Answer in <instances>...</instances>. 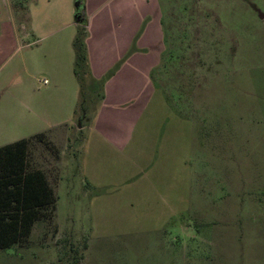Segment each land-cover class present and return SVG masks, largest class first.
<instances>
[{
	"label": "rangeland",
	"instance_id": "obj_1",
	"mask_svg": "<svg viewBox=\"0 0 264 264\" xmlns=\"http://www.w3.org/2000/svg\"><path fill=\"white\" fill-rule=\"evenodd\" d=\"M33 1L0 0V147L31 140L56 210L0 264H264V0H140L161 61L114 146L89 129L102 83L80 75L75 113L44 83L59 56L35 50ZM54 2L56 25L76 27V0Z\"/></svg>",
	"mask_w": 264,
	"mask_h": 264
},
{
	"label": "crops",
	"instance_id": "obj_2",
	"mask_svg": "<svg viewBox=\"0 0 264 264\" xmlns=\"http://www.w3.org/2000/svg\"><path fill=\"white\" fill-rule=\"evenodd\" d=\"M82 1L86 22L85 27H80L85 35L82 69L75 66L73 46L79 25L74 19L76 27H58L53 17L56 13L54 0H43L40 6H37V0L33 1L31 10H35L36 15L41 7L43 11L41 17L34 18L35 22L29 25V34L36 38L35 50L59 56L54 65L48 69L43 67V75L47 77L44 81L51 84L50 92L62 93L60 101L67 111L74 109L75 113L77 89L82 93L80 75L102 83L101 102L89 121V129L103 142L114 146L129 138L139 108L154 94L152 79L161 61L162 28L156 10L145 1ZM23 9L26 12L25 7ZM145 19L144 31L139 32ZM36 64L39 68L38 61ZM67 122L71 123V120L67 119ZM68 123L57 124L66 128L61 135L55 136L59 142L67 141Z\"/></svg>",
	"mask_w": 264,
	"mask_h": 264
},
{
	"label": "trees",
	"instance_id": "obj_3",
	"mask_svg": "<svg viewBox=\"0 0 264 264\" xmlns=\"http://www.w3.org/2000/svg\"><path fill=\"white\" fill-rule=\"evenodd\" d=\"M74 19L81 27L83 1L76 0ZM84 32L74 40L75 66L85 64ZM78 75V74H77ZM41 139L42 135L36 136ZM31 140H20L0 147V249L5 250L27 241L33 225L41 217L51 218L56 210V197L46 175L30 169L27 149Z\"/></svg>",
	"mask_w": 264,
	"mask_h": 264
},
{
	"label": "built area",
	"instance_id": "obj_4",
	"mask_svg": "<svg viewBox=\"0 0 264 264\" xmlns=\"http://www.w3.org/2000/svg\"><path fill=\"white\" fill-rule=\"evenodd\" d=\"M44 83H45V81H44Z\"/></svg>",
	"mask_w": 264,
	"mask_h": 264
}]
</instances>
